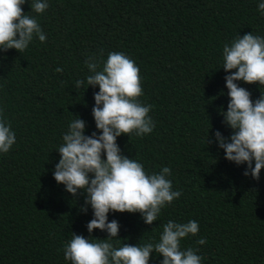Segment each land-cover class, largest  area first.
<instances>
[{"label":"trees","instance_id":"trees-1","mask_svg":"<svg viewBox=\"0 0 264 264\" xmlns=\"http://www.w3.org/2000/svg\"><path fill=\"white\" fill-rule=\"evenodd\" d=\"M261 2L47 0L40 14L31 11L32 0L22 5L46 40L34 35L22 53L0 51V113L16 134L0 153V264H71L63 251L71 233L89 238L93 213L90 206L80 211L85 194L71 196L53 170L75 116L85 121V135H100L92 117L99 88L87 86L86 61L101 53L106 60L110 52L124 53L139 68L138 99L152 106L155 125L150 134L118 137L121 154L148 174L169 167L172 190L181 192L151 225L139 213L109 212L108 222L120 225L114 246L158 242L168 221L194 220L199 231L180 248L198 250L201 264H264V169L258 180L245 177L246 165L225 160L214 142L205 144L207 133L232 134L220 114L229 103L223 47L250 32L264 37ZM77 80L85 83L76 88ZM237 83L253 102L264 95V87ZM91 238L107 233L93 230ZM200 238L206 243L197 244ZM162 259L153 252L149 264Z\"/></svg>","mask_w":264,"mask_h":264},{"label":"clouds","instance_id":"clouds-1","mask_svg":"<svg viewBox=\"0 0 264 264\" xmlns=\"http://www.w3.org/2000/svg\"><path fill=\"white\" fill-rule=\"evenodd\" d=\"M26 2L0 0V51L22 53L34 35L40 42L46 40L37 20L24 14L22 5ZM47 8V0H32L30 9L40 14ZM258 10L264 14V2L258 4ZM222 60L221 68L230 73L225 76L229 103L227 111L220 114L232 134L225 138L218 130L212 137L207 133L205 144L214 142L223 150L225 160L246 165L243 175L258 180L264 169V95L253 102L251 93L237 82L264 87V37L251 32L238 35L224 45ZM86 66L90 73L87 86L99 88L93 96L92 117L100 135H85V121L73 116L57 151L60 159L53 179L73 197L84 193L80 211L86 213L90 206L93 218L86 225L89 238L71 233L64 245V259L71 264H149L154 252L163 258L161 264H201L198 250L180 248L183 238L198 233L199 224L194 220L168 221L158 242L119 247L112 243L120 225L116 220L108 222L109 212L139 213L143 222L151 225L161 209L178 199L181 192L172 190L167 178L171 174L169 167H163L158 174H148L141 163L122 155L116 143L121 135L129 137L134 133L139 137L150 134L155 126L148 115L152 106L138 99L143 89L135 62L122 52H110L106 60L102 53L99 59L89 57ZM84 83L77 80L75 86L80 88ZM15 142V132L0 113V153H7ZM93 230L106 232L107 238H91ZM196 243L203 245L206 240L200 238Z\"/></svg>","mask_w":264,"mask_h":264}]
</instances>
